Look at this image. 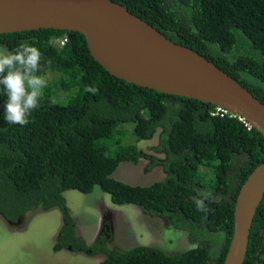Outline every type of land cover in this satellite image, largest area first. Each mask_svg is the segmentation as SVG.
<instances>
[{"label": "trees", "instance_id": "1", "mask_svg": "<svg viewBox=\"0 0 264 264\" xmlns=\"http://www.w3.org/2000/svg\"><path fill=\"white\" fill-rule=\"evenodd\" d=\"M112 1L213 62L264 104V0ZM21 41L41 51L39 74L48 86L23 126L5 119L7 96L0 86V216L11 226L27 212L57 208L62 224L53 252L70 245L73 252L102 255L98 264H223L239 189L264 162L263 136L222 110L212 115L217 108L211 104L114 77L91 57L78 32L0 34V46L9 50ZM158 129L153 149L164 158L152 157L148 166H161L163 180L141 186L114 179L120 163L138 164L137 143ZM241 155L244 162L233 171ZM95 187L115 205L135 204L144 214L166 218L195 246L176 254L142 245L109 249L99 238L88 246L76 236L64 192L90 194ZM217 194L224 197L220 204L206 201L210 211H197L193 196ZM263 230L264 196L243 264H255Z\"/></svg>", "mask_w": 264, "mask_h": 264}, {"label": "water", "instance_id": "2", "mask_svg": "<svg viewBox=\"0 0 264 264\" xmlns=\"http://www.w3.org/2000/svg\"><path fill=\"white\" fill-rule=\"evenodd\" d=\"M40 29L78 32L109 74L156 92L211 104L264 138V104L204 56L165 37L112 0H0V34ZM264 196V162L241 185L223 264H243Z\"/></svg>", "mask_w": 264, "mask_h": 264}, {"label": "rangeland", "instance_id": "3", "mask_svg": "<svg viewBox=\"0 0 264 264\" xmlns=\"http://www.w3.org/2000/svg\"><path fill=\"white\" fill-rule=\"evenodd\" d=\"M160 139L161 130L158 129L152 139L137 143L141 155L138 164L122 162L112 177L141 186L163 180L165 174L161 166H148L150 158H164L162 152L153 149ZM243 162L242 156L235 158L233 171ZM64 198L75 220L76 235L85 240L88 246H92L97 238L102 239L105 247L119 251L142 245L176 254L195 246L189 242L186 231L175 228L166 218L143 214L136 205H113L109 203V196L97 187L90 194L69 190L64 192ZM108 205L119 211L113 218L107 209H102ZM102 211H106L104 215ZM61 224V214L57 208L27 212L11 226L0 216V264H98L103 259L102 255L91 256L88 252L62 250L54 253L53 246ZM105 224L108 230L102 232ZM219 237L222 238L221 233L214 235L212 240L218 242ZM116 241L122 246L116 248ZM261 259L264 260V250Z\"/></svg>", "mask_w": 264, "mask_h": 264}, {"label": "clouds", "instance_id": "4", "mask_svg": "<svg viewBox=\"0 0 264 264\" xmlns=\"http://www.w3.org/2000/svg\"><path fill=\"white\" fill-rule=\"evenodd\" d=\"M41 58L42 54L39 48L30 44L28 41L19 42L11 50L0 46V86L3 87L7 96L5 119L9 124L26 125L29 123V116L33 110L40 107L43 92L48 86L46 77L39 74ZM87 90L93 93L96 91L91 87ZM108 199L110 201V196ZM223 199V194L205 195L203 198L199 196L192 197L197 211L204 213L210 211L206 201L208 203L220 204ZM102 209H107L111 213V218H113L112 216H116V212H119L110 205L102 207ZM104 212L106 211H102L101 214ZM103 231L106 230L102 229ZM116 243L118 244L116 248L122 246L117 241Z\"/></svg>", "mask_w": 264, "mask_h": 264}, {"label": "flooded vegetation", "instance_id": "5", "mask_svg": "<svg viewBox=\"0 0 264 264\" xmlns=\"http://www.w3.org/2000/svg\"><path fill=\"white\" fill-rule=\"evenodd\" d=\"M242 156V155H241ZM243 157V156H242ZM233 164H234V162H233ZM232 166H234V165H232ZM235 167V166H234ZM61 227V226H60ZM103 229L104 230H107L108 228H107V225L105 224L104 225V227H103ZM59 231H60V229L58 230V233H59ZM58 233H57V236H58ZM77 236V235H76ZM59 237V236H58ZM78 237V236H77ZM82 239V238H81ZM84 242H85V244H87L86 243V241L84 240ZM63 250H68V251H70V252H73L72 251V247L70 246V245H68V246H66ZM263 250H264V230L262 231V233L260 234V236H259V246H258V250H257V257L256 258H254L253 260H254V263L255 264H262V263H264V260H262L261 259V254H262V252H263ZM78 253H84V251H77ZM85 253L87 254V252L85 251ZM88 253H89V251H88ZM91 256H97V255H91Z\"/></svg>", "mask_w": 264, "mask_h": 264}, {"label": "built area", "instance_id": "6", "mask_svg": "<svg viewBox=\"0 0 264 264\" xmlns=\"http://www.w3.org/2000/svg\"><path fill=\"white\" fill-rule=\"evenodd\" d=\"M64 41H65V39L62 40L60 43L63 44ZM216 108H217V107H216ZM220 110H222V109L217 108V111H216L215 113H212V115H216V114H218ZM222 111H223V110H222ZM224 113H228V112H225V111H224ZM228 114H229V113H228ZM230 115H231L232 117L237 118L240 122L244 123V125L246 126V129H247L248 131L251 129V126H250L246 121H244V119H242V118H240V117H238V116H236V115H232V114H230Z\"/></svg>", "mask_w": 264, "mask_h": 264}]
</instances>
